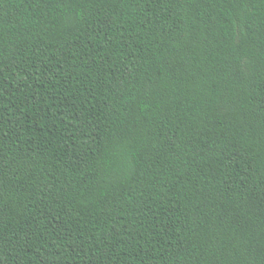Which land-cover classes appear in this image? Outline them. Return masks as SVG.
I'll list each match as a JSON object with an SVG mask.
<instances>
[{
	"label": "trees",
	"instance_id": "trees-1",
	"mask_svg": "<svg viewBox=\"0 0 264 264\" xmlns=\"http://www.w3.org/2000/svg\"><path fill=\"white\" fill-rule=\"evenodd\" d=\"M0 264H264V0H0Z\"/></svg>",
	"mask_w": 264,
	"mask_h": 264
}]
</instances>
